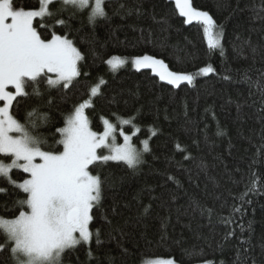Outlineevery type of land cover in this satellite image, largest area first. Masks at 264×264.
Instances as JSON below:
<instances>
[{
	"label": "trees",
	"instance_id": "1",
	"mask_svg": "<svg viewBox=\"0 0 264 264\" xmlns=\"http://www.w3.org/2000/svg\"><path fill=\"white\" fill-rule=\"evenodd\" d=\"M13 3L16 8L39 6L38 0ZM122 3L139 12L124 14ZM191 5L212 15L222 30L223 56L209 49L203 26L186 23L172 0H107V19L92 25L85 13L66 30L84 57L78 64L81 76L67 89L42 82L43 99L30 95L13 103L12 113L22 123L33 108L38 117L47 113V123L36 134L47 140L45 150L62 147L55 143L60 139L56 130L102 78L101 94L85 110L90 128L102 133L107 119L131 135L133 126L121 120L135 117L140 131L132 144L140 149L141 141H149L150 151L135 172L123 162L97 164L93 174L104 180L103 199L93 211L90 230H100L101 243L93 236L90 244L66 252L62 264L154 259L264 264V0H191ZM57 31L64 34L59 26ZM144 54L164 60L170 71L195 73L211 64L215 72L174 88L151 69L111 72L106 63L112 56L132 60ZM33 87L26 91L32 93ZM11 175L17 181L27 176L18 169ZM252 178L255 190L248 191ZM0 187L10 190L0 195V216L18 214L13 202L25 194L17 195L4 178ZM0 264H11L8 252L0 253Z\"/></svg>",
	"mask_w": 264,
	"mask_h": 264
},
{
	"label": "snow or ice",
	"instance_id": "2",
	"mask_svg": "<svg viewBox=\"0 0 264 264\" xmlns=\"http://www.w3.org/2000/svg\"><path fill=\"white\" fill-rule=\"evenodd\" d=\"M106 2L39 0L38 9H25L16 8L13 0H0V102H3L0 106V157L8 158V162L0 158V178H4L17 195L25 194L23 199L13 202L18 214L0 216V234L4 237L0 253L8 252L11 264H62L66 252L90 244L93 236L100 244V230L94 233L90 225L93 211L103 199L104 180L99 174H93V170L98 163L114 161L123 162L135 172L144 162L143 154L150 151L148 139L141 141L143 147L138 149L131 142L132 136L122 129L120 135L124 142L117 144V128L107 119L103 120L102 133L90 128L85 110L93 107L94 98L101 94L100 85L106 83L102 78L99 84L90 87L89 98L74 106L65 117L64 126L56 130L60 139L55 143L62 147L49 146L45 150L47 140L36 134L41 124L47 123V113H40L38 117V108H33L23 123L12 113L17 97L44 98L39 87L42 82L48 88L67 89L81 76L78 64L84 57L66 30L70 29L73 19L85 13L92 25L99 19H107ZM174 2L186 23L195 21L203 26L209 49H219L223 56V32L216 31L218 26L212 15L192 7L191 0ZM120 10L126 15L139 12L138 8H128L123 3ZM58 26L64 34L58 33ZM41 29L49 35H42ZM106 63L116 70L128 60L112 56ZM131 64L137 71L151 69L161 82L174 88L194 85L198 76L215 72L211 64L195 73L170 71L164 60L148 54L132 58ZM49 74H55V78ZM29 86H34L32 93L26 91ZM52 102L49 97L47 103ZM134 119H122L121 123L132 125L138 133L140 128L133 124ZM155 134L153 131L152 135ZM101 149H107L108 154L100 153ZM14 169L22 170L26 178L14 180L11 175ZM254 190L255 179L252 178L248 191ZM0 195H10L9 187H0ZM207 211L211 214L212 210ZM234 211L240 209L234 208ZM88 255L92 257L91 248ZM151 264L175 262L156 259Z\"/></svg>",
	"mask_w": 264,
	"mask_h": 264
},
{
	"label": "rangeland",
	"instance_id": "3",
	"mask_svg": "<svg viewBox=\"0 0 264 264\" xmlns=\"http://www.w3.org/2000/svg\"><path fill=\"white\" fill-rule=\"evenodd\" d=\"M173 2H174V0H172ZM175 3V2H174ZM38 4H39V0H38ZM39 7V6H38ZM38 9V8H37ZM195 22V21H194ZM216 31H218V30H216ZM206 37V36H205ZM206 41H207V43H208V39H207V37H206ZM108 65V64H107ZM130 68V69H133V70H136L133 66H132V64H131V60H128V63L126 64V65H124V66H122V67H120V68H118V69H116V70H113V69H111V67L108 65V68H109V70L111 71V72H115V71H117V70H119V69H121V68ZM49 75H52L53 77V79L55 78V74H49ZM9 90H13V89H9ZM2 103L3 102H0V106H2ZM122 124V123H121ZM123 125V124H122ZM120 131L121 130H119V131H116V143L117 144H123V137L120 135ZM124 132V131H123ZM125 133V132H124ZM135 130H134V132L131 134V136L133 137V135H135ZM119 140V141H118ZM132 142V141H131ZM142 144H141V146H140V149H142ZM98 151H104V154H108V152H107V149H101V150H98ZM154 260H156V259H154ZM154 260H151V261H149L148 263H146V264H151V262L152 261H154ZM163 260H167V259H163ZM176 264V263H175Z\"/></svg>",
	"mask_w": 264,
	"mask_h": 264
}]
</instances>
